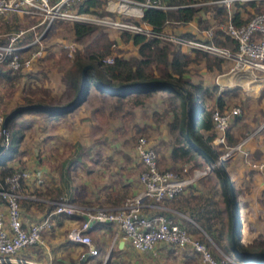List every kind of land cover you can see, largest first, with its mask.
Wrapping results in <instances>:
<instances>
[{
  "label": "rangeland",
  "instance_id": "1",
  "mask_svg": "<svg viewBox=\"0 0 264 264\" xmlns=\"http://www.w3.org/2000/svg\"><path fill=\"white\" fill-rule=\"evenodd\" d=\"M256 9L258 13L264 11V3L251 8L253 12H256ZM103 11L113 12L114 16L105 15ZM242 13L243 18L250 16L249 11ZM86 14L101 22L88 23L97 27V30L94 35L83 42L84 44L90 43L94 38L98 39V43H104L103 39H105L106 41L115 42L111 47L113 54L127 56L135 52V48L122 42L121 33L123 32L113 28L111 25L102 23V21H106L105 19H125L121 13L114 10V6H109L108 8L105 1L101 9L96 10L95 13ZM36 22V19H29L14 13L0 16V33L3 34L16 28L29 29ZM68 25V22H56L50 26L42 36L41 47L44 52L43 56L32 61L29 67L19 68L16 71H11V73L6 72L7 67L0 68L1 72L5 74V76L0 78V117L2 119L12 109L22 104V97L29 89H47L50 91V96L55 99L61 96L63 89L60 84L61 75L72 61L74 51L82 46V44L74 42L70 37ZM221 26L222 24L219 25L220 28ZM166 28L162 33L177 34L176 28L171 26ZM30 33V31H27L24 39H27ZM200 38L205 39L203 34ZM62 43L75 44L70 56L62 49ZM172 43L177 45L174 42ZM178 47L181 51L187 52L185 48ZM188 54L190 57L192 56L190 53ZM107 57L110 56H106L104 59ZM188 69L189 73L186 75V79L192 83L198 82L199 79H206L203 82L204 85L208 84L209 80L221 83L215 84L216 86L205 87L207 89H216L213 90L212 95L217 92L221 94L224 89L230 88L231 92L228 95L230 98L224 110L228 111L232 108H238L241 113L240 118L244 116L245 111L242 109L241 102L238 99L247 94L242 88L245 86L243 83L252 81L254 73L235 72L233 74L230 72L229 63L221 64L219 72H207L202 67L194 64H191ZM6 77L9 78L6 79ZM257 77L264 81V74L259 73ZM226 80L228 82L227 85L224 84ZM246 87H248L249 91L251 88H255L254 83L248 84ZM59 99L64 100L65 98L59 97ZM208 100L205 99V104L208 103V106L212 105V101ZM249 101L251 102V100ZM169 110L166 95L162 93L153 94L146 100L143 107H134L124 103L120 109H115L113 98L101 97L90 88L86 101L64 117L54 119L44 115H20L15 120L19 126L24 127L19 144V154L12 161L7 162V165L17 161L15 166L19 167V169L29 170L31 167H37L42 170L44 182L42 189L40 188L41 190L39 189L38 192L42 195L45 193V197L37 196L36 194L33 196L29 195L31 197L30 200H36L35 202L44 204L41 207V214L48 206L56 202L52 200L48 202L49 196L60 189L62 194L58 198L64 196L63 185L65 183L71 198H73L71 203L75 206L107 207L102 201L109 195L110 197L113 196L112 199L114 201L118 200L119 204L115 206L118 207L125 199L140 191L138 184L140 166L134 147L138 138H144L146 145L156 155L157 168L159 170L172 171L180 178H188L192 170H198L202 174L198 175V180L194 183L201 184L199 186L208 189L207 191L210 193L215 189L211 196L205 197L203 200L198 198L191 206L196 205L193 207L194 210L205 208L199 207L200 204L205 202L213 203L212 197L214 193L216 194L217 201H214V203H220V211L218 210L217 217L211 221L213 224L211 231H214L213 236H215L216 240L210 239L200 228L201 222L194 218L193 221L198 228L194 226L190 230V234L193 233V238L207 243L209 249L213 252L216 249L221 251L217 244L223 243V238L218 237L219 233L217 234V232L222 231L225 234L228 231V224L226 210L221 194L217 193L218 190L215 187L217 184L215 185L216 181L213 174V169L217 168L220 161L213 160L207 167L194 169L192 164L172 162L169 158V153L173 146L174 138L168 129V124L171 121ZM252 127H264V115H261L259 122L255 119ZM241 140L239 139L236 143ZM77 154L78 160H75ZM236 154L229 159L238 157L235 156ZM250 157L255 161L264 159V157L256 156L252 153H250ZM229 159L223 161L226 162ZM68 162H71V164H68ZM60 174H62L61 179ZM178 197L175 196L171 199L172 201L167 203L162 202V205L166 208L171 207L170 209L175 208L177 210V205L180 204L178 200L180 198ZM181 198L183 199L184 197ZM183 201L188 202L186 198ZM245 208L246 212H241V215L244 220H247V222L244 221L246 222V229L249 231L253 228L257 232H264V197L263 203H259L255 208H250L248 205ZM188 210L180 213L184 219H188L187 215H190ZM166 213L172 214L173 220H177V212L175 210ZM69 219L73 221L66 220L65 222L55 223L54 227H51L45 234L40 235L39 243L25 248L22 253L30 255L28 260L38 264H79V255L84 253L86 248L77 245H75L76 247L71 246L68 242L67 234L69 230L79 225V220L76 217ZM184 222L187 223V221ZM253 229L250 231H253ZM87 235L90 238L91 245L97 250L99 255L88 261H82L81 264H100L103 257L105 255L108 256L109 251L112 250L110 241H112L113 236L111 235L110 237L109 234L107 236L106 234L99 236L98 234L88 233ZM262 237L264 238V235ZM189 252L188 248L171 251L167 247H163L154 254H139L127 250V256L125 257L128 259L129 264H200L197 257H191ZM226 255L237 261L234 254L229 253ZM248 264L264 263L249 262Z\"/></svg>",
  "mask_w": 264,
  "mask_h": 264
},
{
  "label": "trees",
  "instance_id": "2",
  "mask_svg": "<svg viewBox=\"0 0 264 264\" xmlns=\"http://www.w3.org/2000/svg\"><path fill=\"white\" fill-rule=\"evenodd\" d=\"M218 1L160 0L161 7L142 8L140 19H136L134 22H142L149 26L152 32L161 33L164 25L174 27L177 24H186L187 22L194 21L199 30L212 28L210 41L213 44L234 50L236 46L235 42L222 32L219 25L226 22L228 18L236 26L246 23L253 14L258 13L257 9L255 10L256 12H253L251 8L262 3L247 2L241 5L235 4L232 10L230 9L229 11V8L226 9ZM104 3L105 0H82L79 4L73 5L72 9L78 13H95L96 10L102 8ZM239 9H242L243 12L249 11L250 16L246 18L241 17L238 12ZM103 14L114 16L113 12L108 11H103ZM68 23L70 37L74 42L80 43L82 46L80 49L74 51L72 61L63 71L60 78V84L63 89L59 97L65 99L51 97L50 91L47 89H29L22 97V104L18 106H26L27 108L18 111L14 116L8 118L9 114L18 108L16 107L3 117V123L5 122L4 127L8 131L9 139L7 148L0 152V185H3L6 176L15 168H19L15 166L17 161L7 165V162L12 161L19 154V144L24 128L19 126L15 120L22 114L44 115L54 119L64 117L86 101L90 88L101 97L107 96L113 98L115 109H120L124 103L140 108L144 106L146 100L153 94H165L171 114L168 129L174 138L173 146L169 153V158L173 162L178 161L183 164H192L193 168L207 167L212 162L206 157L205 153L214 160L227 147L236 144V140L228 133L227 127L224 133L225 145H212L216 133L213 130L211 122V112L213 109L220 111L225 109L221 97L222 95H228L231 89H225L216 99L214 106H208V103L205 104V99H211L212 92L216 89L203 88L201 84L192 83L186 79V75L189 73L188 68L191 64L200 66L206 71L219 72L221 60L208 56L206 53L196 49L183 52L179 49L178 45L167 40L124 31H121L123 32L121 33L122 42L135 48V52L127 56L113 54L111 49L112 45L115 44L113 41H106L102 38L104 43H98V39L94 38L90 43H83L96 33L97 27L78 22ZM37 30L39 32L41 28ZM9 32L11 31L1 33L0 44L6 43V35ZM181 36L188 39L195 38V35L191 34H183ZM188 53L192 56L190 57ZM106 56H110L111 58L109 63L102 62ZM3 65L0 68L6 66L5 64ZM88 65L91 68L86 69L82 73L83 68ZM6 72L11 73V70L8 68ZM82 74L83 81L81 80ZM3 76L5 74L0 69V78ZM76 99H78V104L72 110H65L75 103ZM77 158L78 154L75 160H78ZM71 162H68V164H71ZM225 167L226 162L220 161L217 168L213 169L217 186L221 191V197L225 205L228 224V231L225 234L217 233L218 237L223 238V243H218V245L216 241V244L224 254L232 253L235 255L230 235L233 221L234 228H237V234L234 235L236 249L244 254L260 256L261 258L254 262L264 263V238L262 235H257L245 247H242L238 243L236 200L233 194L232 183L228 180L225 173ZM61 175L60 179L62 178ZM63 190L69 193L66 183L63 185ZM34 194L37 196L45 195V193L44 195L40 193V195L39 192H35ZM60 194H62L61 189L57 190L49 198L54 202L58 201L61 198H58ZM23 202L26 204L30 203L26 200ZM117 203L118 200L115 201V205ZM52 208L53 205H50L47 210L49 211ZM207 219L209 218L206 217L205 220L207 221ZM102 225L108 224H96L94 226L98 227ZM200 228L210 239L216 240L209 225H201ZM68 242L71 243L70 241ZM167 247L171 251L176 250L174 246ZM162 248H159L158 251ZM189 253L191 257H197L193 251L190 250ZM125 256H127L126 249H112L108 253L105 264H129ZM235 257L239 264H248L250 262L243 256L235 255Z\"/></svg>",
  "mask_w": 264,
  "mask_h": 264
},
{
  "label": "built area",
  "instance_id": "3",
  "mask_svg": "<svg viewBox=\"0 0 264 264\" xmlns=\"http://www.w3.org/2000/svg\"><path fill=\"white\" fill-rule=\"evenodd\" d=\"M113 3L114 10L121 13L125 19H104L103 24L128 33H139L146 37H156L176 43L178 46L197 49L219 60L231 64L233 72L264 74V11L253 14L250 19L241 25H234L228 18L221 26L222 32L235 42V49L223 48L213 44L210 39L211 30L204 31L208 41L184 38L181 35L172 36L164 33H154L146 24L133 21L140 19L144 7H161L160 0H105ZM82 0H0V16L17 14L29 19H36L35 25L29 29L17 28L6 35V43L0 44V64H5L11 71L27 68L32 61L43 55L42 35L56 22L99 23L101 21L78 13L72 9L73 5ZM226 9L233 3H264V0H219ZM120 7H128L122 11ZM138 10V12L135 11ZM130 18V19H127ZM108 20V21H107ZM41 28L37 32L34 28ZM31 32L30 39L23 44L26 32ZM74 43H62L61 47L68 56L74 49ZM110 57L102 60L109 63ZM238 108L231 110L214 109L211 112V122L216 137L214 145H225L224 133L233 116H239ZM9 134L3 126L0 117V146L5 150L8 146ZM138 158L140 172L138 184L140 191L125 199L118 207H82L75 206L65 198L53 203V208L39 221L23 224L19 216L20 200L28 199L23 193V183L30 177L27 169L15 168L4 178L0 185V264H38L28 259L15 258L22 249L34 246L40 242L41 233L51 226L54 216L76 217L80 219L77 227L71 228L67 234L68 241L85 247L86 251L79 255L80 261H88L98 256L97 250L91 245L87 231L93 224H114L122 234L130 248L138 252L154 254L157 244L174 246L177 249L189 248L196 253L200 264H238L231 256L221 251H212L207 243L193 238L184 228L173 222L163 213L143 214L145 207L162 208L159 203L169 201L179 195L192 182L193 178L202 172L192 170L191 177L180 178L172 171L159 170L156 164V155L148 147L144 138H138L134 147ZM239 153L247 160L250 169L262 174L264 178V159H251L248 151L243 150V141L227 147L214 159L223 161ZM213 161V160H212ZM37 182H40L38 180ZM116 237H113V241ZM107 255L100 264H105Z\"/></svg>",
  "mask_w": 264,
  "mask_h": 264
},
{
  "label": "crops",
  "instance_id": "4",
  "mask_svg": "<svg viewBox=\"0 0 264 264\" xmlns=\"http://www.w3.org/2000/svg\"><path fill=\"white\" fill-rule=\"evenodd\" d=\"M235 4L241 5L242 3H233L232 5H230L229 11H230V9L232 10V7H234ZM243 4H245V3H243ZM106 6L108 8H109V6L113 7V3L110 1H106ZM238 12H239V15L242 17L243 10L239 9ZM205 17L208 18V16H206V15H205ZM166 27H170V26L164 25L162 27V32H164V30L167 29ZM172 28L177 29V34H174L172 36L191 34V35H195V38H191V39H195V40H199V41H208L207 37L204 34V31H206V30H199L194 21L187 22L186 24H180V25L177 24ZM34 29H35V31L38 32L37 29H39V28L37 27ZM201 32H202L203 36L205 37L204 40L200 38L202 36ZM30 35H31V33H30ZM168 35H171V34H168ZM0 36H2L1 33H0ZM29 37L27 39H24V41L20 42L19 44L21 45L23 43H26L30 39ZM182 48H185V50L187 52L190 50L189 48H186V47H182ZM208 56H210V55H208ZM211 57H213V56H211ZM222 62L223 63H221V64L229 63L227 61H222ZM1 65H3V64H0V66ZM5 67H7V66H5ZM230 68H231V64H230ZM230 72L233 74L235 73L231 70H230ZM238 72H241V71H238ZM254 74L255 75H254L252 81H250L249 83H243V84H245V86L242 88H244V90L247 92V94H245L244 96H243V94H241V96H243V97H240L238 99L241 102L242 109L245 111L244 116L240 118V116H241V113H240L239 116H233L230 118L229 125H228V133L232 136L233 139L236 140V142L239 139H242L241 141H243V150L244 151H248L249 154L252 153L253 155L264 157V127H252L255 119H257V121L259 122L261 115H264V81L262 79H259L258 78L259 76L257 77V75H259V73H254ZM204 80H206V79H203V80L199 79V81L195 82V83L201 84V86L203 88H205L206 86L208 87V86H213L215 84H221V83H215L214 81L209 80V83L204 85L203 84ZM216 82H218V81H216ZM251 83H254L255 88H251L249 91L248 87H246V86L248 84H251ZM224 84H226V85L228 84L227 80L224 82ZM220 95L221 94L219 92H217V93L213 94L211 99H209L208 101L211 100L212 101L211 104L214 106L216 99ZM228 95H230V94H228ZM228 95L227 96L222 95V97H221L223 105L225 108L228 105V100L230 98V96H228ZM249 100H251V102ZM241 137H243V138H241ZM212 145H214V142H212ZM235 156H238V157H234V158L226 161L225 173L227 175L228 180L232 183L233 194H234V197L236 200V206H237L236 210H237V214H238V224H239V227H238V233H239L238 243L242 247H245L257 235H264V232H257L253 228H251V229H253V231H250L251 229L248 231L245 227L247 220H244V218L241 215V212L242 213L246 212L245 206L248 205L250 208H255L256 206H258L259 203H261V202L263 203L264 178H263L262 174L250 169V167L247 164V160L244 157H242L241 154L237 153ZM156 163H157V158H156ZM177 163H179V162L177 161ZM28 171L30 172V177L23 183V186H24L23 193L25 195L33 196L34 193L38 192V190L43 186L44 177L42 174V170L40 168L31 167ZM191 175H192V173H191ZM191 175L189 177H191ZM214 179L216 181V183H215V185H216L217 180H216L215 175H214ZM38 180H40V182H37ZM196 180H198V176L196 178H193L192 182L189 183L179 195H177V196H179L178 198H180V199L177 198L179 200V203H180L179 205H177V210L174 207H173L174 209H170L171 207L166 208L162 205L164 202L167 203V202L172 201V200H169V201H163V203L162 202L159 203V206L162 208L145 207L143 209L142 213L143 214H152V213H159V212L163 213L165 216L170 218L173 222L177 223L180 227L184 228L189 234H190V230L194 226H195V228L196 227L198 228V226L193 221V218L197 219V221L201 222L202 226L203 225L204 226L209 225L211 227V230H212L213 224L211 223V221L213 220V218L217 217L218 212L220 211V203H218V204L214 203V201L215 202L217 201L216 196H215L216 194L214 193V196L212 197V200H214L213 203L209 204V203H206L204 201L205 203L200 204L199 207L202 206L205 208H202V209L198 208V210L197 209L194 210L193 207H195L196 205L192 207L191 204L193 202H195L198 198H201V200H203L205 197L211 196L213 194V192L215 191V189H214V191L210 193L209 191H207L208 189H204L203 187H200L199 185H201V184L194 183ZM215 187L218 190L217 193L221 194V191L218 188V186H215ZM64 190H63L64 196L62 198H65L69 202H73L72 201L73 198H71L70 192L68 193L67 191L65 192ZM181 197L186 198L188 200V202L183 201L184 198L182 199ZM112 198H113V196L110 197L109 195H107L105 197V199H103V201L102 200L101 201H102V203L105 204V206L113 208L117 204H119V202L115 205V201ZM221 199H222V197H221ZM24 200L29 201L30 203L26 204L25 202H23ZM24 200H20L18 203V206H19V216H20L21 222L25 225L39 221L50 211V210L49 211L47 210L48 209V207H47V209H45L44 212L41 214V212H42L41 207L44 204H40L38 202H35L36 200H28V199H24ZM49 201H50V199H48V202ZM224 207H225V205H224ZM188 208H189V210H188ZM204 209H205V211H204L205 214H203ZM172 210H175L177 212V220L176 219L173 220L172 214L166 213V212H172ZM184 210H188L189 211L188 213H190V215H189L190 217L187 215L188 219H184L182 214H180L181 211H184ZM206 217L209 218V219H207V221L205 220ZM66 220L73 221L72 219H69V218L66 219V218L54 216L52 218V221H51V226L48 229L44 230L41 233V235L45 234L51 227H54L55 223L65 222ZM78 220L80 221V219H78ZM184 221H187L188 224L185 223ZM244 221H246V222H244ZM94 225H96V224H93L89 228L87 233L88 234H98L99 236L103 235V234H106V236H107L109 234L110 237H111V235L113 237H116L114 241H113V237H112V241H110L112 249H117V250L126 249V250H130L132 252L139 253V254L149 253V252H138V251L132 250L130 248L129 244L126 241L122 240V237H121L122 234L120 233V230L118 229V227L116 225L108 224V225H102V226H98V227H95ZM93 226H94V228H93ZM217 233H222V231H219ZM192 234H190V235L192 236ZM70 245L75 246V244H71V243H70ZM167 246H169V245L162 244V243L157 244L155 247V252L158 251L159 248L167 247ZM167 248H169V247H167ZM24 250L25 249L20 250L15 255V258L30 259L29 258L30 255H26V253H24V252L22 253V251H24ZM176 250H177V248H176ZM179 250H181V249H179ZM78 263L81 264L82 262L79 261Z\"/></svg>",
  "mask_w": 264,
  "mask_h": 264
},
{
  "label": "water",
  "instance_id": "5",
  "mask_svg": "<svg viewBox=\"0 0 264 264\" xmlns=\"http://www.w3.org/2000/svg\"><path fill=\"white\" fill-rule=\"evenodd\" d=\"M91 66H85L83 68V71L82 73H84V71L86 69H90ZM81 80L83 81V74H82V77H81ZM78 104V99H76L75 103H73L71 106H69L68 108H66L65 110H72L76 105ZM27 107L26 106H22V107H18L17 109H15L13 112H11L8 116V118L14 116V114H16L18 111L20 110H23V109H26ZM187 115H188V107H187ZM3 126H5V122L3 123ZM4 149L0 146V152L3 151ZM206 157L212 161L211 157L209 155H207L205 153ZM237 226L239 227V225L237 224ZM237 234V228H234V222L232 221V225H231V231H230V235H231V243H232V248L235 252V255H238V256H243L246 258V260L250 261V262H254L256 260H258L259 258H261L260 256H253V255H248V254H244V253H241L239 252L236 247H235V243H234V235Z\"/></svg>",
  "mask_w": 264,
  "mask_h": 264
},
{
  "label": "bare ground",
  "instance_id": "6",
  "mask_svg": "<svg viewBox=\"0 0 264 264\" xmlns=\"http://www.w3.org/2000/svg\"><path fill=\"white\" fill-rule=\"evenodd\" d=\"M119 9L122 10V11L129 10L128 7H120ZM135 11L138 12V10H136V9H135Z\"/></svg>",
  "mask_w": 264,
  "mask_h": 264
}]
</instances>
